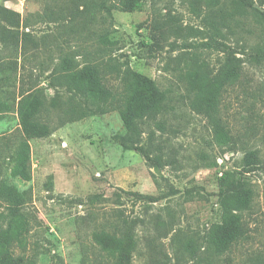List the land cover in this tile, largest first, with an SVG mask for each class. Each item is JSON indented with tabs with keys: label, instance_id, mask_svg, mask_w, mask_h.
Segmentation results:
<instances>
[{
	"label": "rangeland",
	"instance_id": "1",
	"mask_svg": "<svg viewBox=\"0 0 264 264\" xmlns=\"http://www.w3.org/2000/svg\"><path fill=\"white\" fill-rule=\"evenodd\" d=\"M98 1L106 6H96ZM73 3L81 9L86 5V13L76 10L71 19L69 0H0V12L6 8L20 15L14 28L19 41L6 45L0 36V234L11 235L12 213L18 211L21 234L9 244L14 261L264 264V56L261 62L254 58L257 46L264 48V25L251 17L240 33L228 34L227 44L243 62L237 82L219 97V117L231 137L221 143L208 118L191 108L195 95L187 59L194 49L187 43L207 39L190 33L203 28L197 10L202 3ZM255 5L264 12L260 2ZM95 50L104 62H127L168 91L159 112L143 120L141 145L148 159L122 146L126 126L119 110L65 120L64 88H48L38 101L44 100L37 118L55 130L30 136L21 98L47 86L61 56L72 57L80 69L83 53ZM224 50L229 48L196 49L212 72L224 61ZM109 83L118 86L114 76ZM252 151L261 163L246 171L244 160ZM226 171L250 190L251 204L241 212L245 236L216 254L205 235L221 220L219 179ZM173 189L178 192L172 194ZM124 219L131 235L123 233ZM103 230L105 245L94 238ZM1 255L0 250V264Z\"/></svg>",
	"mask_w": 264,
	"mask_h": 264
},
{
	"label": "trees",
	"instance_id": "2",
	"mask_svg": "<svg viewBox=\"0 0 264 264\" xmlns=\"http://www.w3.org/2000/svg\"><path fill=\"white\" fill-rule=\"evenodd\" d=\"M74 0H69V14L71 19H75L78 13L85 14L86 5L81 9L80 5H75ZM202 3L199 6V16L203 20V28H192L190 33L193 37L207 39L198 43H187V47L194 49L187 64L192 67L189 77V88L195 97L191 101V108L205 115L216 136L221 143H229L230 135L225 130L222 120L219 117L220 95L227 90L228 86L234 85L238 80V70L242 66L243 59L236 56L233 47L227 44L228 34L240 33L243 25L249 18L264 25V12L255 5L256 0H196ZM264 7V0H257ZM106 6L104 1H98L96 6ZM95 6V5H94ZM75 12V13H74ZM108 12L109 9H108ZM19 13L3 9L0 12V36L6 44L14 45L18 42V32L14 29L20 24ZM173 31L178 33V29L173 26ZM163 33V31H162ZM183 39V37H182ZM225 59L216 72L209 70L210 66L206 60H202V53L196 49H222ZM182 53L179 55L183 59ZM258 54L254 56L260 61L264 56V48L257 46ZM186 52V51H185ZM68 54V53H67ZM189 54V53H188ZM86 62L78 68L76 63L69 55L60 57V61L53 67L46 87H38L23 96L19 102L20 109L28 114V124L30 126V136L48 134L55 130L49 123H44L37 114L40 113L39 99L46 96L48 88H64L67 99L62 105V117L67 121L79 120L96 114H104L111 110H119L126 126V134L121 139V144L127 149H136L147 159L141 139L143 134V120L150 114L159 112L162 104L168 100V91L160 90L156 84L148 77L139 74L127 62L120 63L117 59L110 58L106 62L102 60L99 50L83 53ZM261 62V61H260ZM114 76L118 81V86L113 87L109 83V78ZM27 105V106H26ZM25 106V107H24ZM231 146V145H229ZM228 146V147H229ZM260 157L257 152H249L244 160L246 171H251L260 164ZM261 166L264 165L261 163ZM230 172H223L219 179L220 203L219 211L221 220L213 224L208 229L205 240L216 254L224 253L231 245L240 241L244 236L241 212L248 209L251 204L250 190L242 183L233 182ZM178 191L173 189L172 194ZM141 196L146 197V195ZM156 201L154 197H148ZM19 204V203H18ZM22 215L18 211L12 213L9 230L11 235L0 234V250L2 264H18L12 258L9 244L14 236L21 234L18 232ZM126 226L123 233L131 235L132 230L125 220ZM23 223V222H22ZM105 231L94 233V238L101 245H105ZM113 236H116L114 230ZM3 240V242H2ZM121 254L123 253L121 249ZM127 264V263H126Z\"/></svg>",
	"mask_w": 264,
	"mask_h": 264
},
{
	"label": "built area",
	"instance_id": "3",
	"mask_svg": "<svg viewBox=\"0 0 264 264\" xmlns=\"http://www.w3.org/2000/svg\"><path fill=\"white\" fill-rule=\"evenodd\" d=\"M222 160V159H221ZM223 161V160H222Z\"/></svg>",
	"mask_w": 264,
	"mask_h": 264
}]
</instances>
